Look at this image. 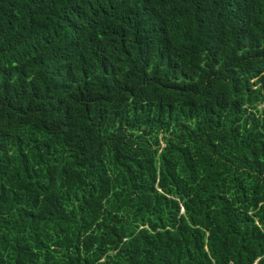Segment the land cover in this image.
Returning <instances> with one entry per match:
<instances>
[{
  "label": "trees",
  "instance_id": "1",
  "mask_svg": "<svg viewBox=\"0 0 264 264\" xmlns=\"http://www.w3.org/2000/svg\"><path fill=\"white\" fill-rule=\"evenodd\" d=\"M0 264H264V0H0Z\"/></svg>",
  "mask_w": 264,
  "mask_h": 264
}]
</instances>
